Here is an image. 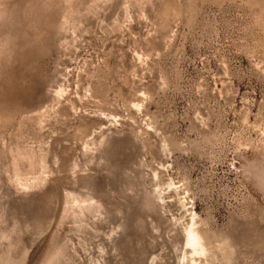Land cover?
Here are the masks:
<instances>
[{
    "label": "rangeland",
    "instance_id": "374dc122",
    "mask_svg": "<svg viewBox=\"0 0 264 264\" xmlns=\"http://www.w3.org/2000/svg\"><path fill=\"white\" fill-rule=\"evenodd\" d=\"M0 264H264V0H0Z\"/></svg>",
    "mask_w": 264,
    "mask_h": 264
},
{
    "label": "bare ground",
    "instance_id": "6f19581e",
    "mask_svg": "<svg viewBox=\"0 0 264 264\" xmlns=\"http://www.w3.org/2000/svg\"><path fill=\"white\" fill-rule=\"evenodd\" d=\"M199 241L200 240H199L198 235L196 234V232H194L192 230H188L186 232V242L194 251L197 250V248L199 246H201V245H199ZM200 244H201V242H200Z\"/></svg>",
    "mask_w": 264,
    "mask_h": 264
}]
</instances>
